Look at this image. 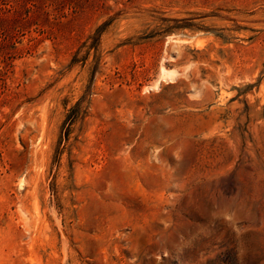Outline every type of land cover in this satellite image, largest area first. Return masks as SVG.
<instances>
[{
	"label": "rangeland",
	"instance_id": "1",
	"mask_svg": "<svg viewBox=\"0 0 264 264\" xmlns=\"http://www.w3.org/2000/svg\"><path fill=\"white\" fill-rule=\"evenodd\" d=\"M0 264H264V0H0Z\"/></svg>",
	"mask_w": 264,
	"mask_h": 264
}]
</instances>
